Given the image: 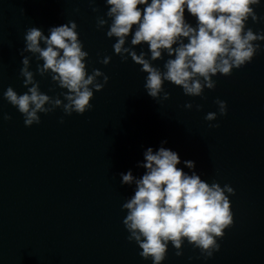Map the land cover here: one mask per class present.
I'll list each match as a JSON object with an SVG mask.
<instances>
[{
	"label": "water",
	"instance_id": "water-1",
	"mask_svg": "<svg viewBox=\"0 0 264 264\" xmlns=\"http://www.w3.org/2000/svg\"><path fill=\"white\" fill-rule=\"evenodd\" d=\"M106 12L104 0H0V264H151L127 240L121 205L134 185L122 186L120 174L131 170L139 178L143 152L155 151L161 141L178 153V167L194 161V169L185 172L234 190L228 197L233 223L217 240L219 251L204 260L185 241L177 257L169 244L162 264H264V51L229 76L217 74L214 89H204L203 98L186 96L165 81L168 99L163 92L153 99L143 87L147 74L140 65L127 53L113 52ZM254 12L258 22L249 18L246 28L264 33V0ZM98 18L105 20L99 29ZM185 18L195 26L187 11ZM68 21L77 25L87 52V73L99 70L101 83L108 77L82 115H64L66 90L50 71H38L43 64L38 54L23 51L29 28L47 36L50 27ZM130 41L131 33L124 47L137 56L143 52L163 71L170 57L162 53L153 61L147 45ZM254 43L264 48V41ZM23 57L39 91L51 101L61 100L48 114L38 113L40 123L29 127L3 98L8 87L18 95L27 91L20 76ZM104 57H110L106 65L98 62ZM217 99L226 104L224 116ZM186 103L193 107L186 109ZM209 112L217 113L214 121H205Z\"/></svg>",
	"mask_w": 264,
	"mask_h": 264
},
{
	"label": "clouds",
	"instance_id": "clouds-1",
	"mask_svg": "<svg viewBox=\"0 0 264 264\" xmlns=\"http://www.w3.org/2000/svg\"><path fill=\"white\" fill-rule=\"evenodd\" d=\"M104 2L106 16L111 19L106 36L115 38L113 52L121 57L127 53L140 65V70L147 74L143 87L153 99L162 92L163 99H168V93L162 88L165 81L180 87L186 96L203 98L204 89H214L213 78L217 74L229 76L233 69L242 68L254 55L264 51L260 43H254L264 41V33L246 28L249 18L253 23L258 22L254 9L261 6V0ZM92 10L95 11V7ZM186 11L194 18L195 26L186 20ZM104 24L105 20L97 19V29ZM76 28L75 22L68 21L50 27L45 36L39 28L32 27L23 37V51L38 54V59L43 61L38 71H50L51 79L66 90L64 115H82L91 110L93 93L101 91L108 80L103 76V82H98L96 78L103 74L97 69L87 73L84 63L87 52L82 50ZM130 33L131 45H147L151 60L161 58L162 53L170 57L163 64V71L153 67L143 52L137 56L124 47ZM109 60L110 57H104L98 62L106 65ZM28 63V58L23 57L20 68L27 91L18 95L8 87L3 93V98L23 117L25 127L40 123L38 113L48 114L61 105L60 99L51 101L39 91L32 73L27 70ZM214 103L219 115L224 116L225 102L217 99ZM46 104L53 107L46 108ZM184 107L191 109L193 105L186 103ZM216 115L209 112L204 119L211 122ZM3 119L7 121L10 117L4 115ZM164 143L166 141H161L155 151L148 147L143 152V162L137 164L144 170L139 178L134 177L131 170L120 174L122 186L134 185L133 194L121 205V211L126 213L122 224L128 233L127 240L135 242L140 249L138 255L151 264H162L169 244L179 257L185 241L208 260L219 251L217 240L232 226L228 197L234 195V190L228 184L223 187L215 181L209 184L195 171L185 172L184 168L194 169V161L186 160L183 168L178 167L181 164L178 153L165 148Z\"/></svg>",
	"mask_w": 264,
	"mask_h": 264
}]
</instances>
